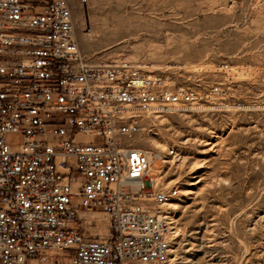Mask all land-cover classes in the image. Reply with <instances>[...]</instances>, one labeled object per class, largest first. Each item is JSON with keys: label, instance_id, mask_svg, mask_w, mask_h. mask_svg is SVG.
<instances>
[{"label": "built area", "instance_id": "2783aa9c", "mask_svg": "<svg viewBox=\"0 0 264 264\" xmlns=\"http://www.w3.org/2000/svg\"><path fill=\"white\" fill-rule=\"evenodd\" d=\"M202 99L170 73L88 61L70 0H0V264H176L180 189L162 171L178 150L130 140L141 115ZM89 211L107 238L86 234Z\"/></svg>", "mask_w": 264, "mask_h": 264}, {"label": "rangeland", "instance_id": "374dc122", "mask_svg": "<svg viewBox=\"0 0 264 264\" xmlns=\"http://www.w3.org/2000/svg\"><path fill=\"white\" fill-rule=\"evenodd\" d=\"M70 3L91 63L129 60L205 92L195 108L141 115L130 140L178 150L162 171L180 189L176 264H264V0ZM81 214L90 238L110 235L105 213Z\"/></svg>", "mask_w": 264, "mask_h": 264}]
</instances>
